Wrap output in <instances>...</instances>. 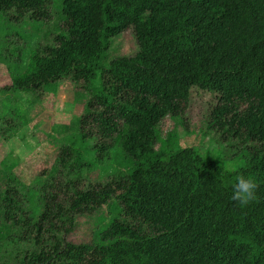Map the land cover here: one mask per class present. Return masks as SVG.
<instances>
[{
	"label": "trees",
	"instance_id": "trees-1",
	"mask_svg": "<svg viewBox=\"0 0 264 264\" xmlns=\"http://www.w3.org/2000/svg\"><path fill=\"white\" fill-rule=\"evenodd\" d=\"M55 2L51 40L2 92L33 105L69 81L87 100L76 141L33 184L12 179L0 192V243L30 246L12 264H264V0H0V14L50 22ZM128 30L137 54L106 65ZM195 90L216 98L209 128L239 148L232 169L160 140L161 121H184ZM20 104L1 103L4 141L24 122ZM107 159V182L83 176ZM241 174L259 183L245 207L230 198ZM106 207L96 242H67L77 215Z\"/></svg>",
	"mask_w": 264,
	"mask_h": 264
},
{
	"label": "rangeland",
	"instance_id": "rangeland-1",
	"mask_svg": "<svg viewBox=\"0 0 264 264\" xmlns=\"http://www.w3.org/2000/svg\"><path fill=\"white\" fill-rule=\"evenodd\" d=\"M48 10L52 17L50 22L35 21L26 16L16 23L12 19L15 13L7 17L0 14V107L7 97H15L21 103L24 120L23 123L21 119L17 120L14 124L16 134L7 141L1 137L4 126L0 122V192L12 179L25 186L33 184L37 179L35 169L51 164L62 145L76 141V121L83 114L87 100L84 93L77 91L69 81L53 84L43 101L33 105L28 104L32 100L29 95L2 92L11 86L12 75L26 70L31 52L51 40L54 27L60 21L57 3L50 5ZM137 52L133 32L128 30L112 39L106 65L117 58H132ZM78 93H81L80 97ZM215 104L216 98L212 94L193 91L184 121L171 117L161 121L158 126L160 140L166 141L172 136L180 146L195 147L203 156L219 159L226 168L232 169L230 160L239 148L223 142L216 131L209 128ZM155 149H161L160 142ZM115 166L107 159L83 176L92 183H105L116 174ZM109 217L107 207L93 215H77L73 231L66 237L67 242L73 245L96 242L98 229L107 223ZM29 248L27 243L4 239L0 243V262L12 264L17 255Z\"/></svg>",
	"mask_w": 264,
	"mask_h": 264
},
{
	"label": "clouds",
	"instance_id": "clouds-1",
	"mask_svg": "<svg viewBox=\"0 0 264 264\" xmlns=\"http://www.w3.org/2000/svg\"><path fill=\"white\" fill-rule=\"evenodd\" d=\"M259 188L258 181L252 176L239 175L237 183L233 186L231 200L237 202L241 207H245L256 201L257 190Z\"/></svg>",
	"mask_w": 264,
	"mask_h": 264
}]
</instances>
